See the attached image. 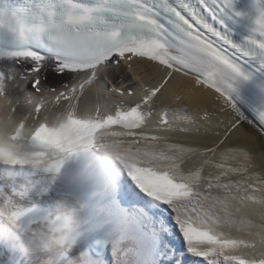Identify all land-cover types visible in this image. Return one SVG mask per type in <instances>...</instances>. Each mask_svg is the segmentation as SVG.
Listing matches in <instances>:
<instances>
[{
    "label": "snow or ice",
    "instance_id": "obj_1",
    "mask_svg": "<svg viewBox=\"0 0 264 264\" xmlns=\"http://www.w3.org/2000/svg\"><path fill=\"white\" fill-rule=\"evenodd\" d=\"M0 102V264H264V0H0Z\"/></svg>",
    "mask_w": 264,
    "mask_h": 264
},
{
    "label": "bare ground",
    "instance_id": "obj_2",
    "mask_svg": "<svg viewBox=\"0 0 264 264\" xmlns=\"http://www.w3.org/2000/svg\"><path fill=\"white\" fill-rule=\"evenodd\" d=\"M53 81V77L51 75H49V77L46 79V82L47 84L48 83H51ZM5 109L3 107V105H0V127L4 128V125H3V121H4V118H5Z\"/></svg>",
    "mask_w": 264,
    "mask_h": 264
},
{
    "label": "rangeland",
    "instance_id": "obj_3",
    "mask_svg": "<svg viewBox=\"0 0 264 264\" xmlns=\"http://www.w3.org/2000/svg\"><path fill=\"white\" fill-rule=\"evenodd\" d=\"M45 83L47 84L46 80H45Z\"/></svg>",
    "mask_w": 264,
    "mask_h": 264
}]
</instances>
